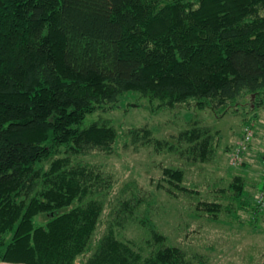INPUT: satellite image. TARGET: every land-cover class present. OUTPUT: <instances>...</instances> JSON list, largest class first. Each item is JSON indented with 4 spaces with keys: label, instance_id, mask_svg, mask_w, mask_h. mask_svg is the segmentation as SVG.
<instances>
[{
    "label": "trees",
    "instance_id": "obj_1",
    "mask_svg": "<svg viewBox=\"0 0 264 264\" xmlns=\"http://www.w3.org/2000/svg\"><path fill=\"white\" fill-rule=\"evenodd\" d=\"M127 92L158 108L209 109L219 118L236 106L259 107L264 0H0V263L207 264L156 229L142 245L118 238L113 224L95 236L104 211L98 196L113 182L75 159L118 151L109 119L84 124ZM130 133L134 145L208 162L220 130L193 124L171 139L147 127ZM163 173L195 191L182 185V168ZM223 191L256 220L264 211L241 175ZM134 205L124 201L115 222ZM200 208L217 221L234 209L216 200Z\"/></svg>",
    "mask_w": 264,
    "mask_h": 264
},
{
    "label": "rangeland",
    "instance_id": "obj_2",
    "mask_svg": "<svg viewBox=\"0 0 264 264\" xmlns=\"http://www.w3.org/2000/svg\"><path fill=\"white\" fill-rule=\"evenodd\" d=\"M157 105V100L152 101L138 92H127L115 108L98 110L85 120L84 125L98 118L109 119L119 132L115 154L95 151L75 159L96 166L113 182L112 188L98 196L103 201L104 211L95 236L100 237L113 224L118 238L142 245L151 239L152 229H156L167 236L169 245L180 247L190 258H196V254L203 256L207 264H264V211L256 220L251 210L240 208L239 201L232 204L230 196L222 192L236 175L243 176L253 200L257 188L263 187L264 108L256 118L254 136L241 166L231 165L228 158L229 166L224 158L225 148L236 145L241 138L242 115L246 112L243 107L236 106V110H230L219 119L209 109L185 106L167 109ZM193 124L220 130L213 160L194 162L187 154L177 151H157L153 145L132 144L130 132L133 129L147 127L153 137L171 139ZM126 143L129 146L126 147ZM245 161L248 167L242 170ZM165 167L182 168L185 173L182 185L195 191L185 192L166 182ZM128 200L135 204L133 213L125 216L122 224H117L115 219L120 215L117 209ZM205 200L233 205V212L224 210L218 221L213 220L200 208ZM35 221L42 224L44 217L37 216Z\"/></svg>",
    "mask_w": 264,
    "mask_h": 264
},
{
    "label": "built area",
    "instance_id": "obj_3",
    "mask_svg": "<svg viewBox=\"0 0 264 264\" xmlns=\"http://www.w3.org/2000/svg\"><path fill=\"white\" fill-rule=\"evenodd\" d=\"M253 135L252 125H246L243 129L242 137L229 154V160L233 166H240L242 164L244 153ZM255 203L261 210H264V187L256 193Z\"/></svg>",
    "mask_w": 264,
    "mask_h": 264
},
{
    "label": "crops",
    "instance_id": "obj_4",
    "mask_svg": "<svg viewBox=\"0 0 264 264\" xmlns=\"http://www.w3.org/2000/svg\"><path fill=\"white\" fill-rule=\"evenodd\" d=\"M263 108H264V103L263 104H261L259 107H256V106H254V105H252V109L251 110H249V111H246L245 112V114H241L242 115V121H241V134H240V137H242L241 135H242V131H243V129H244V127L246 126V125H252V127H253V129H254V127L256 126V118H258V116L263 112ZM219 118V117H218ZM220 119V118H219ZM208 126V125H207ZM219 130V129H218ZM220 134H221V132H220ZM220 134H219V136H220ZM254 136V135H253ZM218 139L217 140H219V138L220 137H217ZM234 146L235 145H233V146H226V148H225V153H226V155L224 156V158H225V162H226V164H228L229 165V163H227V161H228V158H229V154H230V152L232 151V149L234 148ZM250 148V144L248 145V147H247V149H246V151H245V153L248 151V149ZM244 153V154H245ZM216 155H217V153H216ZM228 155V156H227ZM231 164V163H230ZM232 165V164H231ZM230 166V165H229ZM241 166V165H240ZM248 167V164H247V161H245V164H244V166H242V170L244 169V168H247ZM232 168V167H231ZM261 177L263 178L264 177V171H263V174L261 175ZM263 187H264V184H263ZM263 187H260V188H263ZM257 190H259V188H257Z\"/></svg>",
    "mask_w": 264,
    "mask_h": 264
}]
</instances>
